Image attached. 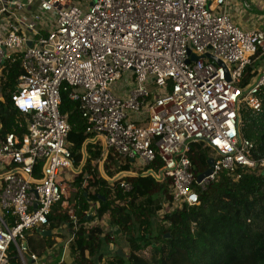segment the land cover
<instances>
[{"label": "built area", "instance_id": "2783aa9c", "mask_svg": "<svg viewBox=\"0 0 264 264\" xmlns=\"http://www.w3.org/2000/svg\"><path fill=\"white\" fill-rule=\"evenodd\" d=\"M256 52L264 54V31L237 26L229 0H0V72L19 61L10 100L25 123L0 136V264L10 245L21 264H45L25 236L47 229L54 203L67 205L61 174L74 162L61 89L78 103L88 141L99 140L101 162L109 152L136 167L158 159L145 172L169 180L168 207L197 205L194 183L204 189L221 171L237 179L264 166L239 132L240 106L260 108L264 69L241 84ZM119 80L126 95L113 91ZM192 142L213 159L199 182Z\"/></svg>", "mask_w": 264, "mask_h": 264}, {"label": "trees", "instance_id": "16d2710c", "mask_svg": "<svg viewBox=\"0 0 264 264\" xmlns=\"http://www.w3.org/2000/svg\"><path fill=\"white\" fill-rule=\"evenodd\" d=\"M259 52L244 69L241 84L248 83L258 70ZM264 55V54H263ZM22 73L19 61H7L0 72V136L8 132L21 134L24 115L10 100L17 77ZM260 108L241 105L240 135L253 143L252 158L264 159V87L258 90ZM59 111L69 124L67 144L73 157L76 177L70 182L72 196L66 207L60 200L48 215L47 229H32L25 236L27 247L36 255L50 249L54 240L47 231L62 224L71 229L70 253L78 264H264V166L241 170L235 179L221 171L204 189L195 183L199 204H183L165 211L154 226L153 216L161 209V201L170 205L169 180L156 178L158 159L144 167H136L129 159L121 160L113 152L102 159L99 140L88 141L86 123L78 103L69 98V89H61ZM208 146L192 142L187 156L193 164L194 178L208 168ZM121 182L130 185L124 190ZM90 202L97 203L91 218ZM71 210L74 220L68 213ZM108 216L112 227L121 230L128 252L101 260L105 234L94 219ZM106 235H109L108 233ZM6 264H21L14 245H10ZM32 264V263H28ZM52 264H66L59 254Z\"/></svg>", "mask_w": 264, "mask_h": 264}, {"label": "rangeland", "instance_id": "374dc122", "mask_svg": "<svg viewBox=\"0 0 264 264\" xmlns=\"http://www.w3.org/2000/svg\"><path fill=\"white\" fill-rule=\"evenodd\" d=\"M255 62L257 65H260L259 64L260 61L257 62V60L255 59ZM258 73H260V70ZM119 82L120 84H122L121 80H119ZM128 89H129V86L126 85L124 87V92L126 93ZM134 162L136 163L137 161H134ZM61 175L63 179L67 181L68 183V182H71L73 179H75L76 171L73 168H65L64 172ZM69 187H70L69 192L67 193L68 200L72 196V191H73L72 185H69ZM161 202H162L161 209L152 218V222L154 226H156L159 223L160 215H162L165 211L171 210L170 207H167L166 202L164 201H161ZM68 203L69 202L67 201V204ZM96 204L97 203L90 202V207H92L93 209L92 208L89 209L88 215H87L88 218H91L93 215H95L94 207L96 206ZM94 222H96L103 228V231L105 234L104 239H103V236H101V239L103 240V244L101 248V256H102L101 260H105L108 257L115 255V254L125 256V254L128 252V246L125 240L126 238L125 234L118 228L112 227L107 215L102 218L94 219ZM71 232H72L71 229H69L65 223L59 226L58 228L52 229L50 231V234L48 235L51 236V238L54 240V244L50 249H48L47 251L45 250L42 254L38 255L39 257H43V262L45 264H52L53 260L58 256V254H59V259L60 257L64 258V260L62 261H64L66 264H78L74 260V255L70 253L71 251L69 249V243H67V240L71 235ZM107 233L109 235H106ZM27 234H28L27 236H29L30 231H27ZM27 256L28 254H25V257ZM93 261L95 264L99 262L97 258H94Z\"/></svg>", "mask_w": 264, "mask_h": 264}, {"label": "crops", "instance_id": "0c3cea01", "mask_svg": "<svg viewBox=\"0 0 264 264\" xmlns=\"http://www.w3.org/2000/svg\"><path fill=\"white\" fill-rule=\"evenodd\" d=\"M229 12L234 23L244 29L258 28L264 31V0H229ZM257 70L264 69V55L256 57ZM115 93L126 95L120 82L113 87Z\"/></svg>", "mask_w": 264, "mask_h": 264}, {"label": "water", "instance_id": "95a60500", "mask_svg": "<svg viewBox=\"0 0 264 264\" xmlns=\"http://www.w3.org/2000/svg\"><path fill=\"white\" fill-rule=\"evenodd\" d=\"M28 44H29V43H28ZM207 56H208L209 58H211L212 60H214L216 63H220V61H219L218 59H216L215 57H213V56H211V55H209V54H207ZM196 58H197V56H193V57H192V59H196ZM67 145H68V144H67ZM212 161H213L212 158H209V159H208V168H207L205 171H203V172H201L200 174L197 175V177H196V181H197V182L201 181L206 175H208V174L210 173L211 170H210L209 166H211ZM140 162H141V160H140ZM47 234H50V231H47Z\"/></svg>", "mask_w": 264, "mask_h": 264}]
</instances>
